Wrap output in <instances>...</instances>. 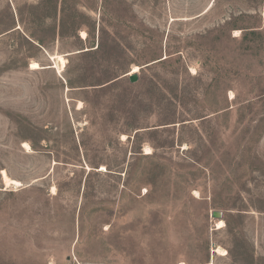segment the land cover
Wrapping results in <instances>:
<instances>
[{
	"label": "rangeland",
	"instance_id": "374dc122",
	"mask_svg": "<svg viewBox=\"0 0 264 264\" xmlns=\"http://www.w3.org/2000/svg\"><path fill=\"white\" fill-rule=\"evenodd\" d=\"M0 264H264V0H0Z\"/></svg>",
	"mask_w": 264,
	"mask_h": 264
},
{
	"label": "bare ground",
	"instance_id": "6f19581e",
	"mask_svg": "<svg viewBox=\"0 0 264 264\" xmlns=\"http://www.w3.org/2000/svg\"><path fill=\"white\" fill-rule=\"evenodd\" d=\"M82 35L85 36L86 34L82 32ZM49 56H50L51 60H53L55 62V64H56V61H58L57 64H59V66L56 65L55 68L58 69L59 73L62 72L64 70L65 66H66V60H65L64 56H62V55H58V56L49 55ZM38 68H40V66L37 63H34L32 69H38ZM140 70H141L140 67L134 66L128 76L136 74ZM24 146H25L26 149L30 150V146L28 144H25ZM147 151L151 152L150 149H147ZM103 170H105V169H103ZM4 180H5V183L7 185H20V182L11 180L6 175L4 176ZM224 225H225L224 221L218 222V228H223ZM217 252L223 253L224 250L220 249Z\"/></svg>",
	"mask_w": 264,
	"mask_h": 264
},
{
	"label": "water",
	"instance_id": "95a60500",
	"mask_svg": "<svg viewBox=\"0 0 264 264\" xmlns=\"http://www.w3.org/2000/svg\"><path fill=\"white\" fill-rule=\"evenodd\" d=\"M150 65H151V64H150ZM150 65H147L146 67H148V66H150ZM126 77L129 78V81H130L131 83H136V82H138V80H139V77H138L137 74H133V75H131V76H126ZM212 217L215 218V219H220V218H222V213L217 212V211H214V212L212 213Z\"/></svg>",
	"mask_w": 264,
	"mask_h": 264
},
{
	"label": "trees",
	"instance_id": "16d2710c",
	"mask_svg": "<svg viewBox=\"0 0 264 264\" xmlns=\"http://www.w3.org/2000/svg\"><path fill=\"white\" fill-rule=\"evenodd\" d=\"M128 75H129V73H128ZM128 75H127V76H128Z\"/></svg>",
	"mask_w": 264,
	"mask_h": 264
}]
</instances>
